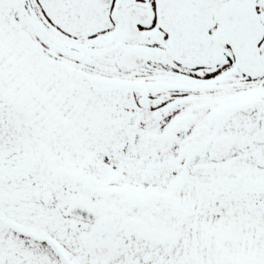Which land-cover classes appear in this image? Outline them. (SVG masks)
Returning a JSON list of instances; mask_svg holds the SVG:
<instances>
[{"label":"snow or ice","instance_id":"snow-or-ice-1","mask_svg":"<svg viewBox=\"0 0 264 264\" xmlns=\"http://www.w3.org/2000/svg\"><path fill=\"white\" fill-rule=\"evenodd\" d=\"M0 264H264V0H0Z\"/></svg>","mask_w":264,"mask_h":264}]
</instances>
